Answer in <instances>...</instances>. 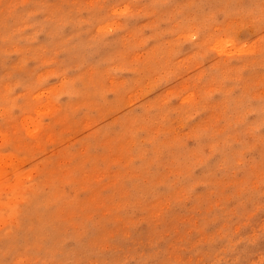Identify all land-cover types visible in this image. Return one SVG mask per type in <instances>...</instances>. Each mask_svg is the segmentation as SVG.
Listing matches in <instances>:
<instances>
[{
	"label": "rangeland",
	"instance_id": "rangeland-1",
	"mask_svg": "<svg viewBox=\"0 0 264 264\" xmlns=\"http://www.w3.org/2000/svg\"><path fill=\"white\" fill-rule=\"evenodd\" d=\"M0 264H264V0H0Z\"/></svg>",
	"mask_w": 264,
	"mask_h": 264
}]
</instances>
